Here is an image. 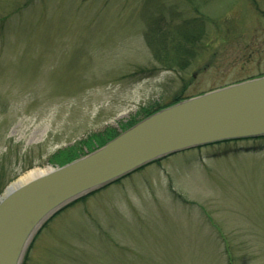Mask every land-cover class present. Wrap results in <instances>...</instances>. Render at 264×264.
Here are the masks:
<instances>
[{
  "label": "rangeland",
  "instance_id": "1",
  "mask_svg": "<svg viewBox=\"0 0 264 264\" xmlns=\"http://www.w3.org/2000/svg\"><path fill=\"white\" fill-rule=\"evenodd\" d=\"M260 75L264 0H0V197L58 151ZM27 250L22 264H264V140L148 165Z\"/></svg>",
  "mask_w": 264,
  "mask_h": 264
},
{
  "label": "water",
  "instance_id": "2",
  "mask_svg": "<svg viewBox=\"0 0 264 264\" xmlns=\"http://www.w3.org/2000/svg\"><path fill=\"white\" fill-rule=\"evenodd\" d=\"M261 137L264 75L160 109L94 151L10 184L0 197V264H22L38 230L58 211L148 164Z\"/></svg>",
  "mask_w": 264,
  "mask_h": 264
},
{
  "label": "trees",
  "instance_id": "3",
  "mask_svg": "<svg viewBox=\"0 0 264 264\" xmlns=\"http://www.w3.org/2000/svg\"><path fill=\"white\" fill-rule=\"evenodd\" d=\"M177 101H179V99L176 100L175 102H177ZM160 109L161 108L160 107L158 108L157 106L156 107H153V108H150L149 110L145 111L144 114H143V116L141 118H139L138 120L137 119H133L130 122H128L127 124H123L120 127L121 128L120 131H124V130L128 129L129 127H131L132 125H134L135 123H137L138 121H140L141 119H143V118L151 115L152 113H154L155 111H158ZM118 134H119L118 132L117 133L115 132L113 134H110L108 137H106V139L100 140L98 143H96V145H94L93 148H92V146H91V148H90V146H88V150H87L86 153H82V152L79 153L80 150L77 149L76 147H70L68 149L58 151L56 154H54L51 157L49 163L50 164H54V165H56L58 167H61V166L65 165V164H67V163H69V162L77 159L78 157L84 156L87 153H90V152L96 150L97 148L103 146L106 142H108L109 140L113 139ZM93 136H95V135H93ZM93 136H89L88 139L91 138V137H93ZM249 140H254V141H257L258 140L259 141V140H264V137L255 138V139H249ZM232 142H237V141H228V142H224V143H232ZM81 143H83V141ZM219 144H222V143H219ZM214 145H216V144H214ZM89 196H87V197H89ZM87 197H85V198H87ZM85 198H82L79 201H82ZM26 256H27V254H26ZM26 256H25V261H26Z\"/></svg>",
  "mask_w": 264,
  "mask_h": 264
},
{
  "label": "bare ground",
  "instance_id": "4",
  "mask_svg": "<svg viewBox=\"0 0 264 264\" xmlns=\"http://www.w3.org/2000/svg\"><path fill=\"white\" fill-rule=\"evenodd\" d=\"M47 170H48V168H45V169H34V170H32V171L26 173L25 175H23L21 178H19V179H18V182H23L24 180H26V179H27L28 177H30L31 175L36 174V173H38V172H42V173H43V172H46ZM122 180H123V178H121V179H119V180H117V181H115V182H113V183H111V184H109V185H112V184L118 183V182H120V181H122ZM109 185H107V186L101 188L100 190H103L104 188L108 187ZM100 190H98V191H100ZM20 255H22V251H21V254H20Z\"/></svg>",
  "mask_w": 264,
  "mask_h": 264
}]
</instances>
